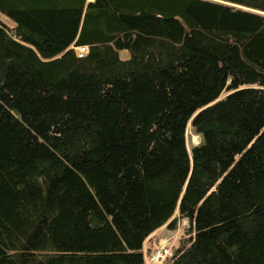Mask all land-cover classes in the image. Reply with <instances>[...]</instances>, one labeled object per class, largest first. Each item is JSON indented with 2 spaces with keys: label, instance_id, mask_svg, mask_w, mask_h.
Instances as JSON below:
<instances>
[{
  "label": "trees",
  "instance_id": "1",
  "mask_svg": "<svg viewBox=\"0 0 264 264\" xmlns=\"http://www.w3.org/2000/svg\"><path fill=\"white\" fill-rule=\"evenodd\" d=\"M0 13V264H264V0Z\"/></svg>",
  "mask_w": 264,
  "mask_h": 264
},
{
  "label": "rangeland",
  "instance_id": "2",
  "mask_svg": "<svg viewBox=\"0 0 264 264\" xmlns=\"http://www.w3.org/2000/svg\"><path fill=\"white\" fill-rule=\"evenodd\" d=\"M0 20L6 23L10 27H14L15 23L9 19L7 16L3 15L0 13ZM120 56L122 58H127L129 56L127 51H122L120 53ZM187 144H188V149L189 152H192V146L193 145H198L200 141L202 140L201 136L198 135L195 130L191 127V124H189L188 129H187ZM199 138V142L196 143L195 138ZM177 215V212H176ZM188 227V222L179 220L176 228L170 229L167 224L164 225L163 227L160 228V230L155 234L153 239H151L149 242H147L146 247L151 246L152 251L154 253L155 250H157L160 247H167L168 245L170 246L171 250L175 248V246L178 245L181 236L183 235L185 228ZM152 256V255H151ZM150 256L146 255V264H150ZM152 264V263H151Z\"/></svg>",
  "mask_w": 264,
  "mask_h": 264
},
{
  "label": "built area",
  "instance_id": "3",
  "mask_svg": "<svg viewBox=\"0 0 264 264\" xmlns=\"http://www.w3.org/2000/svg\"><path fill=\"white\" fill-rule=\"evenodd\" d=\"M76 55L79 57H82L86 55L89 51V48L87 46H79V47H73ZM173 254V251L171 250L170 246L167 247H160L157 250L154 251L152 256L148 257L150 258V262L152 264H162V262L169 256ZM150 263V264H151Z\"/></svg>",
  "mask_w": 264,
  "mask_h": 264
},
{
  "label": "bare ground",
  "instance_id": "4",
  "mask_svg": "<svg viewBox=\"0 0 264 264\" xmlns=\"http://www.w3.org/2000/svg\"><path fill=\"white\" fill-rule=\"evenodd\" d=\"M195 141H196V143H198V142H199V138L196 137V138H195ZM200 142H201V141H200ZM198 144H200V143H198Z\"/></svg>",
  "mask_w": 264,
  "mask_h": 264
},
{
  "label": "crops",
  "instance_id": "5",
  "mask_svg": "<svg viewBox=\"0 0 264 264\" xmlns=\"http://www.w3.org/2000/svg\"><path fill=\"white\" fill-rule=\"evenodd\" d=\"M128 54H129V53H128ZM159 230H160V229H159ZM159 230H158V231H159ZM158 231H156V232L152 235V237H154L155 234H156ZM146 244H147V243H145V246H146Z\"/></svg>",
  "mask_w": 264,
  "mask_h": 264
}]
</instances>
